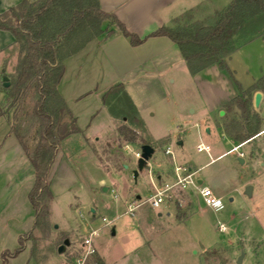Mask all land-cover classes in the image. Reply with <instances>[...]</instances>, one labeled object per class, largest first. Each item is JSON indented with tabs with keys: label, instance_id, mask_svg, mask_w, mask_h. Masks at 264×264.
Here are the masks:
<instances>
[{
	"label": "rangeland",
	"instance_id": "obj_1",
	"mask_svg": "<svg viewBox=\"0 0 264 264\" xmlns=\"http://www.w3.org/2000/svg\"><path fill=\"white\" fill-rule=\"evenodd\" d=\"M211 1L218 8L227 4L226 0ZM210 9L206 6L187 11L178 18L181 23L211 24L217 11ZM263 33L264 16L260 15L235 34L233 41L239 47ZM252 52L236 54L241 71H245L244 64L251 69ZM18 53L17 46L5 51L0 85L3 75L13 76ZM64 71L60 92L81 131L60 142L63 156L58 153L50 176L52 198L43 199L47 214L37 226H33L34 212L27 197L32 170L22 164L10 185H3L0 177V253L16 248L18 237L31 230L24 241L27 247L10 264H77L81 240L92 229L99 233L94 239L95 254L102 257L103 264H264V134L249 137L241 125L245 114L242 109L235 108L234 113L244 138L234 140L223 130V120L216 113L205 119L212 93H205L185 70L184 75H174V82L164 79L159 87L129 89L134 109L141 112L143 128L126 121L124 96H109V104L103 103L111 70L99 55L79 54L67 62ZM88 72L95 83L86 81ZM79 92L83 94L80 98L74 95ZM4 101L0 88V108ZM258 115L261 127L263 111ZM121 125L135 131L134 142L119 135ZM8 129L6 117L0 115L3 149L9 144L7 139L2 141ZM161 136L162 141L154 142ZM179 136L183 138L181 145L176 143ZM141 139L150 141L154 150L134 180L131 170L136 168L137 158L131 150L139 147ZM199 142L207 144L209 151H197ZM126 143L131 150L125 148ZM238 144L243 156L228 151ZM166 146L175 161L192 165L196 177L221 198L219 210L185 192L159 208L150 206L154 174L168 171L174 161L164 153ZM246 185L250 186L249 194L245 193ZM103 216L110 221H102ZM219 223L224 225L223 231L218 230ZM65 239L67 244L63 243ZM241 252V260L236 263Z\"/></svg>",
	"mask_w": 264,
	"mask_h": 264
},
{
	"label": "trees",
	"instance_id": "obj_2",
	"mask_svg": "<svg viewBox=\"0 0 264 264\" xmlns=\"http://www.w3.org/2000/svg\"><path fill=\"white\" fill-rule=\"evenodd\" d=\"M260 15L264 16V0H230L216 13L211 24L181 23L177 17L171 26H161L139 38L128 31L113 13L103 10L99 0H21L1 12L0 29L11 32L19 53L14 74L7 78L8 86L0 85L5 95L0 115L6 117L8 132L15 136L33 168V182L27 194L34 212L33 226H37L47 214L43 199L52 198L49 175L60 142L81 131L58 91L67 57L80 51L92 39L109 36L115 28L128 38L131 45L140 44L149 36L168 37L179 48L189 72L194 74L210 64L221 62L236 48L233 36ZM257 86L264 87V75L257 84L224 105L223 130L234 140L244 138L235 108L245 112L241 125L249 137L260 131V118L251 103V91ZM120 95L125 97L128 106L126 121L143 127L121 82L105 90L103 103L109 104V96ZM117 131L127 141L136 139L135 131L128 126L121 125ZM142 144L151 145L146 139L139 141V146ZM30 231L18 237L16 248L0 253V264H7L9 257L24 249ZM85 264H103V260L93 254Z\"/></svg>",
	"mask_w": 264,
	"mask_h": 264
},
{
	"label": "crops",
	"instance_id": "obj_3",
	"mask_svg": "<svg viewBox=\"0 0 264 264\" xmlns=\"http://www.w3.org/2000/svg\"><path fill=\"white\" fill-rule=\"evenodd\" d=\"M20 1L21 0H0V13L7 10L9 7L18 4ZM229 1L230 0H226L225 3L228 4ZM211 2V0H99V4L103 10L113 13L125 25L128 31L134 33L139 38H144L150 32L161 26H171L175 18L187 11H199L206 6H209L211 8L210 10L215 13L216 11L218 12L222 10L227 5L222 6L220 4L221 6L218 8ZM113 29L114 32L109 36L92 39L80 51L67 57L64 60V70H66L67 62L73 60V58L79 54L85 52L88 57L92 56L94 58L99 55L102 61L108 64L111 70L109 79L105 84L106 89L116 82H121L133 104L135 101L132 98L129 89H135L147 85L159 87L160 84L165 82V80L174 82V75H184L185 70H187L189 76L193 78L195 82L200 84L205 93L208 91L209 93H212L213 97L210 98V102L208 101L209 104L207 102L205 109V119L210 120L215 113L221 118L225 114L224 105L233 97L240 95L242 91L253 87L264 75V33L233 49L221 62L210 64L202 70L191 74L179 48L168 37L149 36L140 44L131 45L127 37L121 34L117 29ZM13 47H15V44L11 32L0 29L1 72L4 71L2 64L6 56L5 51H9ZM246 50L253 51L251 53V69L243 63L245 68L243 69L245 71H241V68L237 65L239 58L236 54H238V52L242 53ZM88 74L89 77H86V81H89L90 83L91 80V83H95L93 76H90L89 72ZM104 78V75L101 76L100 81L102 82ZM60 83L61 82L58 84V91L68 104L65 96L60 92ZM89 83H87V85H93ZM255 92L261 93L258 108L253 106V95ZM74 95L79 98L83 96L80 92ZM251 103L255 112L260 113L261 110L264 113V87L257 86L251 91ZM220 110H223L222 115L218 114ZM139 112L140 111H138L139 118L143 123L141 112ZM75 118L77 121L76 116ZM142 125L144 128V124ZM208 128L209 127L206 128L207 132L210 131V128ZM261 134H264V125L260 127V131L255 136ZM12 136L13 137L7 132V135H4L2 141L4 142L7 139L9 142L8 147L6 149H3V145L0 147V177L3 178V185H5V183H7V185L14 183L13 176L20 171V166L22 164L27 170L29 169L33 172L31 163L24 154L15 136L13 134ZM154 140L156 143L162 141L163 136ZM169 140L170 139H166L167 142ZM176 143L181 145L183 143V138L179 136ZM150 144L152 145L151 142ZM59 150L60 145L53 167L56 164L58 153L62 154V151L59 152ZM170 156L174 158L172 154ZM27 163L28 165H26ZM179 163H184L192 169H195L190 164L175 161L174 158L168 171L154 174L153 178H155V185L166 180H172L173 165ZM140 172L141 170L138 172L137 177L140 175ZM51 173L52 169L49 175V180L51 179ZM20 175L19 180L22 179ZM29 175H33L34 177V173H29ZM197 179L202 183L200 178ZM185 193L193 195L190 192ZM136 198H139V196L136 195ZM196 198L199 199L198 196H196ZM229 199L231 200L232 198ZM167 214L169 215L170 212H167ZM158 215H161V213ZM26 247L27 245L25 244L24 249ZM24 249L17 255L9 257L7 264H10L12 258H16L18 255L22 254Z\"/></svg>",
	"mask_w": 264,
	"mask_h": 264
},
{
	"label": "built area",
	"instance_id": "obj_4",
	"mask_svg": "<svg viewBox=\"0 0 264 264\" xmlns=\"http://www.w3.org/2000/svg\"><path fill=\"white\" fill-rule=\"evenodd\" d=\"M238 145H234L231 147L229 151H235L238 156H243V153L238 150L240 147ZM125 148L131 150V146L125 144ZM197 151H209V146L202 142L196 145ZM134 154L135 158L140 156V149L137 147L135 150H131ZM164 153L171 155V149L169 146H166L164 149ZM173 179L166 180L161 182L160 184L154 185V191L148 197V201L150 206L153 208L161 207L166 201L173 198L174 195L181 192H190L195 196H198L201 202L207 206L212 208L213 210H219L222 207L221 198L216 196L212 190L200 183L195 175L196 170L192 169L190 166L179 163L173 165ZM130 214L133 213L132 209H128ZM102 221L109 222L105 216H103ZM218 230L223 231L224 225L219 223L217 226ZM99 235L96 229H92L85 235L81 240V250L79 255L76 256L75 261L77 264H85V261L88 257L96 253V248L94 245V239Z\"/></svg>",
	"mask_w": 264,
	"mask_h": 264
},
{
	"label": "water",
	"instance_id": "obj_5",
	"mask_svg": "<svg viewBox=\"0 0 264 264\" xmlns=\"http://www.w3.org/2000/svg\"><path fill=\"white\" fill-rule=\"evenodd\" d=\"M1 79H2L3 86H8L9 82L7 81V77L3 75ZM260 99H261V93L260 92H255L254 95H253V106L255 108H258ZM219 113H220V115H222L223 114V110H220ZM139 149H140V156L136 160V168L131 170L132 177H133L134 180H136L138 172L147 163L148 159L151 157V155L153 153V150H154L153 147L151 145H149V144H142V145L139 146ZM238 160L240 162L243 161V159L241 157H238ZM124 166L126 167L127 165H124ZM244 190H245L246 194H249L250 193V186L246 185ZM92 210L93 209H91V211ZM158 214H160V213H158ZM63 243L67 244L68 243L67 239H65ZM58 250L61 251V247H59ZM242 255H243L242 252L238 255V257L236 259V263L240 262Z\"/></svg>",
	"mask_w": 264,
	"mask_h": 264
}]
</instances>
